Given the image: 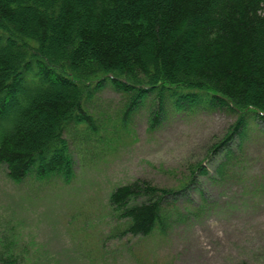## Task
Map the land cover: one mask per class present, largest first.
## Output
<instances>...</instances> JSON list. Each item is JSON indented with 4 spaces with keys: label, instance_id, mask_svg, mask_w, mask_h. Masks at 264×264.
Wrapping results in <instances>:
<instances>
[{
    "label": "trees",
    "instance_id": "16d2710c",
    "mask_svg": "<svg viewBox=\"0 0 264 264\" xmlns=\"http://www.w3.org/2000/svg\"><path fill=\"white\" fill-rule=\"evenodd\" d=\"M107 85L122 96L124 123L149 99L151 126L171 109L236 115L208 157L224 154V172L229 140L264 120V0H0V165L8 178L70 182L76 163L65 134L100 135L89 107ZM206 168L196 166L201 175ZM187 185H119L112 212L128 221L126 233L149 236ZM1 238L0 264H25L12 235Z\"/></svg>",
    "mask_w": 264,
    "mask_h": 264
},
{
    "label": "rangeland",
    "instance_id": "374dc122",
    "mask_svg": "<svg viewBox=\"0 0 264 264\" xmlns=\"http://www.w3.org/2000/svg\"><path fill=\"white\" fill-rule=\"evenodd\" d=\"M123 104L111 88L90 104L106 141L66 133L78 174L71 183L29 177L16 185L0 165V235L15 233L21 262L264 264V120L229 140L232 158L223 172L217 167L224 154L208 157L236 115L171 109L152 127L150 99L125 123ZM197 165L207 167V175ZM137 179L173 189L188 183L169 197L165 225L149 236L123 231L128 221L109 205L117 185Z\"/></svg>",
    "mask_w": 264,
    "mask_h": 264
}]
</instances>
